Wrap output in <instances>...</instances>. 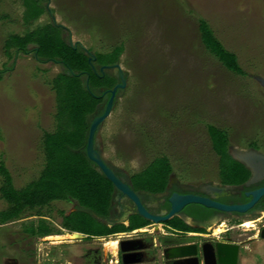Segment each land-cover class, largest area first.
<instances>
[{
  "label": "rangeland",
  "instance_id": "rangeland-1",
  "mask_svg": "<svg viewBox=\"0 0 264 264\" xmlns=\"http://www.w3.org/2000/svg\"><path fill=\"white\" fill-rule=\"evenodd\" d=\"M43 4L46 13L25 26L20 0H0V70L7 69L0 79V161L16 189L42 170V135L55 128L50 81L61 69L40 64L30 54H13L10 60L3 44L9 35H23L53 20L62 26L63 38L91 53L122 46L117 64L125 74V87L98 128V145L106 161L135 173L153 159L166 157L176 176L195 182L214 179L217 171L208 125L226 131L233 146L250 141L264 146V89L255 80L264 79V0ZM199 19L236 56L245 76L228 72L203 48ZM5 206L0 199V210ZM70 209L65 202H53L38 209L42 216L26 212L23 218L0 225V264H76L70 248L61 244L74 239L55 227L61 219L58 213ZM40 219L59 234L38 237L34 243L23 229ZM95 247L105 255L109 251L104 239ZM241 262L253 264L252 256L245 253Z\"/></svg>",
  "mask_w": 264,
  "mask_h": 264
},
{
  "label": "trees",
  "instance_id": "trees-1",
  "mask_svg": "<svg viewBox=\"0 0 264 264\" xmlns=\"http://www.w3.org/2000/svg\"><path fill=\"white\" fill-rule=\"evenodd\" d=\"M20 2L24 9L22 22L25 26H30L46 13L43 4L46 0ZM197 29L203 48L223 68L238 76L246 75L236 56L224 49L204 20H198ZM66 41L63 29L51 23L23 35H9L4 40V54L8 59L11 60L13 54H30L38 63L57 65L61 71L50 81L55 102V128L42 135L44 164L37 178L16 189L8 170L0 161V199L6 205L0 210V225L19 220L26 212L42 216L38 209L48 207L53 202H72L76 205L73 212L68 215L62 211L58 213L61 228L68 232L87 237H105L141 228L147 221L136 215L129 218L128 226L113 225L108 228L99 220L109 215L114 188L85 154L89 125L102 113L103 108L100 107L106 104L109 91L117 83L111 74L106 71L100 73L98 69L117 64L122 46L117 45L105 53H92L94 60L89 63L88 55L79 46L69 47ZM5 71L6 68L0 70V79ZM206 131L211 148L219 158L222 177L235 184L244 180L246 175L242 174V166L226 153L229 144L226 131L211 125L206 127ZM170 173L168 159L157 157L131 179L134 189L156 193L164 190ZM203 216L206 217V213ZM176 223L178 228L189 231L184 223L176 219L168 222L170 225ZM23 231L29 237L59 234L42 219L36 225L30 223Z\"/></svg>",
  "mask_w": 264,
  "mask_h": 264
},
{
  "label": "flooded vegetation",
  "instance_id": "flooded-vegetation-1",
  "mask_svg": "<svg viewBox=\"0 0 264 264\" xmlns=\"http://www.w3.org/2000/svg\"><path fill=\"white\" fill-rule=\"evenodd\" d=\"M100 68L98 69L99 72ZM105 71L111 74L112 70L104 69L103 72ZM100 108H104V105L102 104ZM98 150L101 153L100 149ZM211 152L217 159V171L214 179H195L196 181L192 182L188 177L180 178L173 172L172 165L168 161L171 166V173L167 177L164 190L156 193L134 189L135 186L131 177L142 170L129 173L106 160L105 162L114 175L135 193L149 215L154 217H164L169 212L170 206L167 201L172 194L207 198L224 206H242L250 201L252 192L264 187V178L247 185L251 179V172L242 164L240 165L243 170L242 174L246 175L245 179L236 184L229 182V180L222 177L218 164L219 158L212 148ZM236 152L264 155V146L257 141H250L244 146H233L230 143L226 146V153L230 158L231 153ZM168 184H170V187L166 190ZM67 204L71 205L72 209L67 213L62 211L64 215H68L75 210L76 205L74 203L69 202ZM110 206L109 215L106 218L99 219L108 228L113 225L128 226L129 218L134 215L138 216L131 201L115 189L113 190ZM205 213L206 217L203 216ZM172 219L184 223L189 231L178 228L177 223L174 225L168 224ZM60 222L55 227L58 231H66L61 228ZM263 230L264 195L244 213L222 212L191 204L183 207L168 221L156 224L147 221V224L141 228L105 236L106 238L116 236L120 238L115 250L107 251L106 255L103 254L101 248L95 247L93 237L74 239L72 242L61 244L65 245L66 249L70 248L69 256L76 264H121L119 244L123 241H129L124 245L125 248L131 251L127 259L137 261L136 264H169L163 258L165 248L183 244L196 245L198 264H205L206 260L209 263L217 251L220 252V259L227 261V256L233 249L236 250V264L242 263V255L245 253L252 256L253 264H264V238L261 237ZM37 240V238L33 239L34 243ZM256 243L260 247L254 250L252 245ZM34 250L36 251V248Z\"/></svg>",
  "mask_w": 264,
  "mask_h": 264
},
{
  "label": "water",
  "instance_id": "water-1",
  "mask_svg": "<svg viewBox=\"0 0 264 264\" xmlns=\"http://www.w3.org/2000/svg\"><path fill=\"white\" fill-rule=\"evenodd\" d=\"M53 25H56L53 20ZM62 28V26L58 25ZM66 44L69 47L75 48L79 46L80 49L84 51L86 55H88V62L94 60V56L92 53L87 52L81 45L75 43L73 44L71 40H67ZM104 69H111L112 76L116 79L117 83L115 86L109 91L110 96L108 101L104 105L103 111L100 115L95 117L88 129L85 154L87 159L92 162L101 174L112 184L113 188L121 193L126 199L131 201V203L135 206L136 214L152 223H160L170 220L174 217L176 213H178L183 207L187 205H199L207 209H215L217 211L222 212H236V213H244L248 209H250L263 195H264V187L254 191L251 193L250 201L242 206H224L220 205L212 200L207 198H201L197 196L187 195V196H178L176 194H172L168 199V204L170 206L169 212L164 217H154L149 215V213L145 210V208L141 205L138 197L135 195L133 191L129 189L127 185L122 183L120 179H118L114 173L109 169L106 165L105 159L99 153V138H98V128L100 124L107 118L110 113L112 106L114 105L115 99L120 95V92L125 87V74L119 67V64H114L112 66H103L100 68V72L103 73ZM94 72V69L92 68ZM256 82L259 84L261 88L264 89V79L256 77ZM231 159L236 161L239 164H242L246 168H248L251 172V179L249 180V184L254 183L255 181L264 178V155H260L257 153H231ZM170 187V184L167 185L166 190ZM78 235L82 238V235L79 233H72ZM261 237L264 238V230L261 233ZM129 243V241H123L119 244V250L121 253V264H136L137 261H130L127 257L130 255V249L125 248L124 245ZM196 245L194 244H183L176 246H169L165 248L163 252L164 260L168 261L169 264H198L196 254ZM236 264V250L233 249L229 255L227 256V261H223L220 259V252H216L215 256L208 261H205V264Z\"/></svg>",
  "mask_w": 264,
  "mask_h": 264
},
{
  "label": "bare ground",
  "instance_id": "bare-ground-1",
  "mask_svg": "<svg viewBox=\"0 0 264 264\" xmlns=\"http://www.w3.org/2000/svg\"><path fill=\"white\" fill-rule=\"evenodd\" d=\"M246 225H248V224H246ZM68 237H71L72 239H79L80 238L78 235H75L72 233L68 234ZM57 238H59V237H57ZM116 246H117V242L115 240L104 241V247L110 251H114Z\"/></svg>",
  "mask_w": 264,
  "mask_h": 264
},
{
  "label": "crops",
  "instance_id": "crops-1",
  "mask_svg": "<svg viewBox=\"0 0 264 264\" xmlns=\"http://www.w3.org/2000/svg\"><path fill=\"white\" fill-rule=\"evenodd\" d=\"M2 226V225H1ZM69 232L67 231V234H68ZM122 235V234H121ZM49 236H52V235H49ZM85 237H87L86 235H83L82 234V238H85ZM35 238H37L38 239V237H31V239H35ZM110 238V237H109ZM102 239H104V241H106L105 239H106V237H93V240H94V243H95V245H97L98 243H100V241H102ZM107 240H109V239H107ZM119 242V241H118ZM117 242V243H118ZM64 243H68V242H64Z\"/></svg>",
  "mask_w": 264,
  "mask_h": 264
}]
</instances>
